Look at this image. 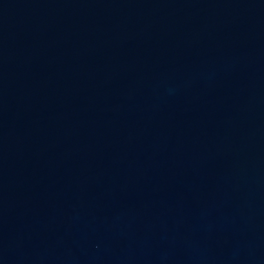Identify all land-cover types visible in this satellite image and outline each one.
<instances>
[{"label":"water","instance_id":"95a60500","mask_svg":"<svg viewBox=\"0 0 264 264\" xmlns=\"http://www.w3.org/2000/svg\"><path fill=\"white\" fill-rule=\"evenodd\" d=\"M0 264H264V0H0Z\"/></svg>","mask_w":264,"mask_h":264}]
</instances>
